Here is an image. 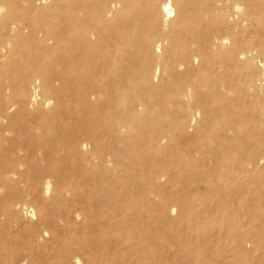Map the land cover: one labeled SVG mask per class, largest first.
<instances>
[{
    "label": "bare ground",
    "instance_id": "1",
    "mask_svg": "<svg viewBox=\"0 0 264 264\" xmlns=\"http://www.w3.org/2000/svg\"><path fill=\"white\" fill-rule=\"evenodd\" d=\"M192 136L196 154L241 159L217 179L264 181V0H0V233L23 216L38 220L18 246L14 233L0 234V262L35 257L51 236L62 264H161L145 248L182 245L185 231L109 218L129 211L124 198L157 195L168 150ZM147 151L148 174L107 187L103 167ZM32 186L42 188L39 208L17 201ZM82 213L113 237L68 243ZM126 240L138 244L121 249Z\"/></svg>",
    "mask_w": 264,
    "mask_h": 264
},
{
    "label": "rangeland",
    "instance_id": "2",
    "mask_svg": "<svg viewBox=\"0 0 264 264\" xmlns=\"http://www.w3.org/2000/svg\"><path fill=\"white\" fill-rule=\"evenodd\" d=\"M102 99L103 98H100V100ZM196 144L197 140L194 136L189 139L187 137H178L177 143L174 144L166 154V158L168 159L167 167L158 169L165 172V174L168 172V175H164L163 180L157 178L153 186V190L158 194H154L146 200L142 197L129 196V198H124L121 204L129 208V211H123L116 216H111L109 219L121 222L132 214H135L136 217L149 218L145 223H148V225L157 230L158 226H162V228L165 227L166 230L178 228L180 232L185 231L182 234V245L177 246L169 238H164L159 246L153 243L147 249L145 248L144 252L149 254L151 258L150 261H152L157 254L161 264H190V258L196 255L199 259L200 255V264H264V181H260V183L250 181L247 177L243 178L235 173L232 178L225 179L223 177L222 179H217L216 171L219 167L224 168L231 165L236 167L241 166L239 164L241 159H234L235 157L229 154L227 156L223 155L220 159L216 160L212 158L208 149L207 151L203 150L196 154L193 150L194 146L198 147ZM243 152L244 151H241V153ZM144 154L146 156H144ZM144 154L126 152V156H124L120 162L121 165L115 162L112 163V166H108V168L103 167L101 174L105 178L107 177L108 181L111 182V184H109L110 182L107 184V187L115 188L118 186V182L113 181V178L116 176L124 178L128 174H137L142 178V174H148L151 171V164L147 161L153 155L149 156L148 151ZM235 154L238 155V157L240 155L239 153ZM242 160L243 164L249 162V165H244V170H251L254 168L253 162L250 163L247 157H242ZM142 165L145 168H141L140 166ZM169 165H171L172 168H170ZM139 167L141 168V173ZM115 168H117V170H115ZM261 170H264V166ZM226 173L227 172L224 174ZM208 175H211L212 178H208ZM54 187H58V185ZM161 189H163V193ZM41 190V186H32L31 192H36L23 195L18 198L17 201L20 202L21 200V202L39 208V205H42L44 202V197L39 195V191ZM211 191H216V193L214 194ZM219 191H223V193H218ZM86 204L80 202L79 206L85 207ZM172 208L175 209L174 213L170 212ZM158 212L163 216L167 215L165 216L167 219L165 223H158L156 220ZM103 214L104 213L101 211H97V215ZM23 217L19 225L10 223V225L1 229L0 234L14 233V235L17 236V243H15V246L19 245V240L22 243L26 240L27 233L23 228H27L32 223L38 222L36 219L27 221V219L25 220ZM81 217L77 226L74 227L75 233L67 232L64 235V239L68 238V243H73L72 240H69L71 238L80 239L85 242L87 240L95 241L94 238H100V236L110 237L111 233L113 237L114 231H111L112 228H96V224L92 225L85 218L83 213ZM187 220H191L194 223L193 229L196 228L194 232L192 231L193 229L190 231L185 230L187 226L186 222H188ZM180 221L183 225H181ZM12 225L16 226L13 227ZM128 233V231H120L119 236L128 239ZM71 235L74 237H71ZM188 239L192 240L191 242L194 249H190V247L187 246ZM208 239L211 241L208 242ZM46 240V250H42L41 253H37V255L35 254L33 258L21 259L18 264H21L23 261V264H62L63 258L61 256L64 250L59 245H55L51 236L49 238L46 237L45 241ZM198 242L203 246L200 245V247H195ZM89 243L92 242L89 241ZM125 244L123 247L121 246V249L128 247V245H137L138 243L126 240ZM192 244L190 243L191 246ZM142 245L143 244H140L139 246L143 248ZM9 250L10 248L7 246L5 251ZM0 264L10 263L0 262Z\"/></svg>",
    "mask_w": 264,
    "mask_h": 264
}]
</instances>
